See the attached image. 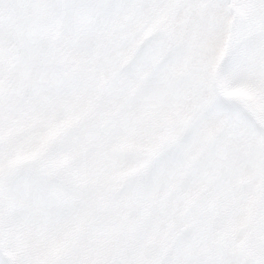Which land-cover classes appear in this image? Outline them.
Segmentation results:
<instances>
[{
  "label": "snow or ice",
  "instance_id": "6c2138e0",
  "mask_svg": "<svg viewBox=\"0 0 264 264\" xmlns=\"http://www.w3.org/2000/svg\"><path fill=\"white\" fill-rule=\"evenodd\" d=\"M0 264H264V0H0Z\"/></svg>",
  "mask_w": 264,
  "mask_h": 264
}]
</instances>
